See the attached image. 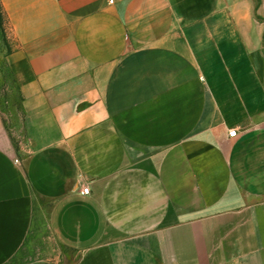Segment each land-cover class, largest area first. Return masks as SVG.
<instances>
[{"label": "crops", "instance_id": "1", "mask_svg": "<svg viewBox=\"0 0 264 264\" xmlns=\"http://www.w3.org/2000/svg\"><path fill=\"white\" fill-rule=\"evenodd\" d=\"M0 14L30 149L0 113V264H264V0Z\"/></svg>", "mask_w": 264, "mask_h": 264}, {"label": "rangeland", "instance_id": "2", "mask_svg": "<svg viewBox=\"0 0 264 264\" xmlns=\"http://www.w3.org/2000/svg\"><path fill=\"white\" fill-rule=\"evenodd\" d=\"M9 52L7 36L0 14V113L3 117L7 131L13 141L17 155L22 156L29 152V148L22 137L15 134L21 124V101L13 78L5 69L4 57Z\"/></svg>", "mask_w": 264, "mask_h": 264}, {"label": "built area", "instance_id": "3", "mask_svg": "<svg viewBox=\"0 0 264 264\" xmlns=\"http://www.w3.org/2000/svg\"><path fill=\"white\" fill-rule=\"evenodd\" d=\"M230 136H231V137H236V136H237V131H236V130L231 131V132H230ZM90 192H91V191H90V188H89V187H86V188L83 190L82 193H83L84 195H89Z\"/></svg>", "mask_w": 264, "mask_h": 264}]
</instances>
